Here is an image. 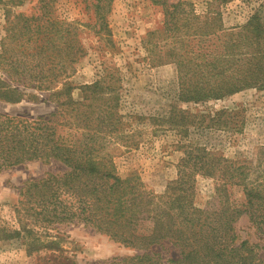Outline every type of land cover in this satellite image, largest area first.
Listing matches in <instances>:
<instances>
[{
    "label": "trees",
    "instance_id": "obj_1",
    "mask_svg": "<svg viewBox=\"0 0 264 264\" xmlns=\"http://www.w3.org/2000/svg\"><path fill=\"white\" fill-rule=\"evenodd\" d=\"M55 1L36 0L35 11L11 18L9 1L0 0L6 30L18 26L12 38L20 40L8 56L0 51V63L8 66L2 67L7 81L0 78V99H38L37 92L21 88L26 87L44 92L55 105L47 116L0 112V172L34 161L62 165L26 177L17 187L15 225L0 219V249L14 243L27 254L50 250L47 255L60 258L58 264H73L55 251L65 228L81 225L132 250L85 264H264L256 257V243L238 240L235 230V221L245 214L252 232L264 240V145L247 161L186 141L190 127L224 128L239 113L225 107L192 112L178 105L264 87V0L232 27L222 20L221 7L228 0H206L201 12L188 0H151L162 6L165 39L171 38L158 62L175 65L178 86L167 114L148 118L152 131L172 130L179 137L175 177L160 193L147 189L133 172L119 173L106 150L112 135L134 146L133 132H120L125 124L119 111L120 77L102 74L80 84L81 99L70 95L75 86L66 79L85 55L79 26L88 24L58 18ZM81 1L92 10L95 33L109 34L111 0ZM189 39L198 41L195 47L188 46ZM56 69L62 75L59 86ZM198 176L215 181L204 202L196 200ZM230 186L241 187V204L230 197ZM143 222L149 225L142 227Z\"/></svg>",
    "mask_w": 264,
    "mask_h": 264
},
{
    "label": "rangeland",
    "instance_id": "obj_2",
    "mask_svg": "<svg viewBox=\"0 0 264 264\" xmlns=\"http://www.w3.org/2000/svg\"><path fill=\"white\" fill-rule=\"evenodd\" d=\"M9 15L18 12L30 14L36 10V0H8ZM175 2L176 0H166ZM194 4L197 12L204 9L206 0H188ZM262 0H228L222 5V20L226 27L239 25L246 20ZM106 22L109 34L95 33L90 26L94 22L91 9H86L81 0H56L54 14L58 18L78 20L88 25L79 26V39L85 55L75 64V71L66 80L73 86L70 95L81 99L80 84L90 83L100 75L115 74L120 77V106L125 124L120 132L132 133L134 146L126 147L120 137L110 138L106 150L112 155L116 170L123 174L133 172L138 175L144 186L154 193L165 189L168 181L175 177L176 161L181 151L177 149L178 135L172 130L152 131L149 117L164 116L176 100L178 90L177 72L172 62L159 63L164 59V51L171 45V38L165 39L164 14L160 4L151 0H111ZM264 20V6L261 12ZM4 10L0 5V51L8 56L15 51L20 40H14L12 33L6 30ZM14 37V35H13ZM188 46L195 47L196 39H189ZM175 45V44H174ZM22 58V56H20ZM58 57H56L57 59ZM2 57L1 62H4ZM0 78L7 81V65L0 63ZM4 69H3V68ZM58 86L61 85V73L56 69ZM25 92H37L38 99L28 97L11 102L0 99V112L26 114L30 117L47 116L55 105L46 99L44 92L21 87ZM184 109L194 111L235 109L236 117L229 119L227 127L215 126L213 129H188L187 138L206 145L216 152L230 158L254 160L258 146L264 145V87L246 88L229 96L210 99L203 103H178ZM134 116H141L137 119ZM113 134V133H112ZM58 162L42 164L38 161L19 164L0 172V219L9 225H15L13 205L18 199L17 187L26 177L40 176L47 170L61 169ZM215 181L208 177H197L196 200L204 202L213 192ZM230 197L236 203H242L244 196L241 187L230 186ZM149 225L143 222L142 227ZM55 253L67 255L73 264L104 259L113 255L131 253L123 247L87 226H68ZM238 240L255 242L256 257L264 263V240L252 232L245 214L235 221ZM46 252V253H45ZM50 250H41L27 254L24 246L10 243L0 249V264H58L60 258L47 255Z\"/></svg>",
    "mask_w": 264,
    "mask_h": 264
}]
</instances>
